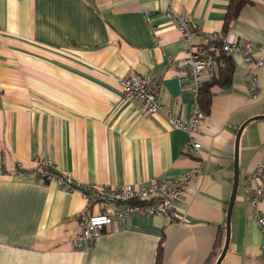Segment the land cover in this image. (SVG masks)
<instances>
[{"label":"crops","instance_id":"1","mask_svg":"<svg viewBox=\"0 0 264 264\" xmlns=\"http://www.w3.org/2000/svg\"><path fill=\"white\" fill-rule=\"evenodd\" d=\"M251 1L226 27L232 0H0V159L9 169L32 170L51 159L75 182L117 190L173 182L197 165L203 171L171 215L132 212L85 249L72 244L88 208L83 194L57 182L0 175V264H156L160 245L162 264H216L219 240L222 247L226 240L237 133L264 115V67L230 55L232 83L215 90L195 136L199 152H189L188 134L174 130L164 114L149 115L142 102L125 98L120 82L146 77L160 103L180 104L178 114L190 119L191 84L175 68L191 47L226 33L241 46L254 44L264 60V0ZM181 17L194 29L190 41L177 27ZM253 75L258 99L248 88ZM258 165H264V119L241 135L222 264H264V237L247 189ZM111 209L93 204L89 212Z\"/></svg>","mask_w":264,"mask_h":264},{"label":"built area","instance_id":"2","mask_svg":"<svg viewBox=\"0 0 264 264\" xmlns=\"http://www.w3.org/2000/svg\"><path fill=\"white\" fill-rule=\"evenodd\" d=\"M147 20H150L149 15H147ZM177 27L184 38L190 41L195 32L189 20L186 17L177 19ZM258 52L259 49L254 44L249 43L241 46L221 35H214L204 46L191 47L188 58L180 61L175 68L176 77L181 82L188 81L191 84L194 111L188 120L178 114L180 104L177 103L173 108L160 103L156 85L142 75L131 74L122 79L121 90L128 100L142 102L145 113L149 115L164 114L174 130L188 134L189 152H199L202 146L196 141L195 136L204 125L205 114L201 110L198 100L201 89L212 76L219 58L223 53L238 54L242 55L248 66L264 67V60L257 57ZM248 88L253 93V98L258 99L255 75L252 76ZM202 172L201 166L197 165L173 182L154 180L147 189L125 185L117 190L75 182L71 174L59 171L51 159H41L38 162V167L32 170L25 169L18 164L9 169L5 159H0V175L30 176L45 182H57L70 191L83 194L88 208L83 214L84 223L81 232L72 239V244L77 249L87 248L105 228L111 226L118 219L127 218L132 212L171 215L174 203L183 196L189 182L196 179ZM247 189L250 207L253 210V219L264 237V212L260 209V205L264 203V165L256 166L248 175ZM93 204H108L112 206V209L100 214H92L89 209Z\"/></svg>","mask_w":264,"mask_h":264},{"label":"trees","instance_id":"3","mask_svg":"<svg viewBox=\"0 0 264 264\" xmlns=\"http://www.w3.org/2000/svg\"><path fill=\"white\" fill-rule=\"evenodd\" d=\"M251 0H232L231 2V9L227 17V25L228 27L229 23L235 19L240 11L243 9V7L251 4ZM223 36H226V33H223ZM217 70L215 71V74L212 75L211 79H209L203 86L200 92L199 96V105L201 110L206 114L210 111L211 105H212V100L215 95V90L217 88H226L231 85L233 75L235 73V63L234 59L226 53H223L221 57L218 60L217 64ZM222 238V236H221ZM222 240V239H221ZM219 249L218 253L216 256H220L222 252V246L221 242L219 240ZM156 264H162V246L160 245L158 248V253H157V259H156Z\"/></svg>","mask_w":264,"mask_h":264},{"label":"water","instance_id":"4","mask_svg":"<svg viewBox=\"0 0 264 264\" xmlns=\"http://www.w3.org/2000/svg\"><path fill=\"white\" fill-rule=\"evenodd\" d=\"M264 119V115H260L257 117H253L249 120H247L243 125L239 128L237 137H236V143H235V156H234V165H235V178H234V185H233V190L231 194V198L229 201V205L227 208V216H226V240L225 244L223 247V250L221 252V255L219 256L216 264H222L230 246V239H231V218H232V213H233V208L235 205L237 193H238V188H239V181H240V170H239V145H240V139L242 132L244 128L252 121L255 120H261Z\"/></svg>","mask_w":264,"mask_h":264}]
</instances>
